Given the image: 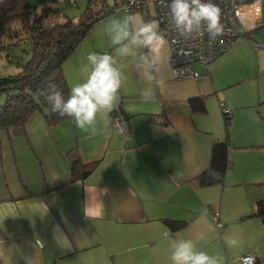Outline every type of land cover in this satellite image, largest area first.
I'll list each match as a JSON object with an SVG mask.
<instances>
[{
  "label": "crops",
  "instance_id": "obj_1",
  "mask_svg": "<svg viewBox=\"0 0 264 264\" xmlns=\"http://www.w3.org/2000/svg\"><path fill=\"white\" fill-rule=\"evenodd\" d=\"M261 10L263 23L246 21L247 36L205 70L196 65L197 79L173 78L166 38L153 53L159 86L133 59L118 58L125 79L107 124L49 126L36 112L0 130V264H172L180 239L219 264L246 253L264 264V0ZM124 15L115 9L93 24L65 61L70 90L91 71L89 52L113 53L105 25ZM130 15L156 22L152 6ZM146 86L155 93L147 101ZM114 108L126 138L113 128ZM71 153L91 171L68 181ZM165 219L185 223L172 230ZM57 225L69 248L54 238Z\"/></svg>",
  "mask_w": 264,
  "mask_h": 264
},
{
  "label": "clouds",
  "instance_id": "obj_2",
  "mask_svg": "<svg viewBox=\"0 0 264 264\" xmlns=\"http://www.w3.org/2000/svg\"><path fill=\"white\" fill-rule=\"evenodd\" d=\"M162 5L168 8L171 27L180 37H202L206 32L211 39H215L224 33L221 9L213 0H162ZM105 28L113 53L89 52L87 59L91 71L83 82L71 88L67 97L59 85L51 80L39 89L54 113L61 118L74 119L76 126L85 131L94 126L97 119L107 124V114L112 110L125 79L118 58L133 59L138 67L145 70L150 82L157 86L160 84L153 75L159 70L153 53L158 44L163 45L166 41L158 24L155 21L137 22L134 16L125 14L110 19ZM154 95L152 86L141 89V96L146 101L153 99ZM64 236L59 226H55L54 238L63 247L69 248L61 242ZM170 259L172 264H219L217 257L198 250L191 239L174 240Z\"/></svg>",
  "mask_w": 264,
  "mask_h": 264
},
{
  "label": "trees",
  "instance_id": "obj_3",
  "mask_svg": "<svg viewBox=\"0 0 264 264\" xmlns=\"http://www.w3.org/2000/svg\"><path fill=\"white\" fill-rule=\"evenodd\" d=\"M86 1V7L78 16H69L61 8V4H76L78 0L72 3H43L40 6H32L28 0L0 1V48L13 50L21 42H28L29 46L26 61L15 53H7L8 61L14 63L18 71L7 76L11 79L9 83L0 85V95L5 94L4 101L0 102V130L21 127L36 112L44 116L49 126L70 119L54 113L39 89L51 80L59 85L65 97L70 94L64 74L65 61L93 24L113 13L118 5L117 0ZM198 107L199 110L204 109L202 101L198 102ZM117 111L121 112L114 108L113 114ZM223 114L228 116V113ZM70 162L68 181L91 171V168H84L77 153H71ZM164 222L172 230L183 227L185 223L173 219H165Z\"/></svg>",
  "mask_w": 264,
  "mask_h": 264
},
{
  "label": "built area",
  "instance_id": "obj_4",
  "mask_svg": "<svg viewBox=\"0 0 264 264\" xmlns=\"http://www.w3.org/2000/svg\"><path fill=\"white\" fill-rule=\"evenodd\" d=\"M70 1L73 0H57ZM170 2V0H168ZM221 9L224 33L211 39L208 34L201 37L193 35L188 38L180 37L175 29L171 27V18L167 7L162 5V0H117L116 9L124 14H132L135 10L154 8L155 19L159 31L166 38L170 48L169 64L175 80L197 79L201 74L195 69L198 65L202 69L216 59V57L230 48L238 39L246 37L247 32L244 23L250 22L254 26L263 23L261 0H213ZM223 112L228 113V108L222 105ZM126 118L117 111L113 114V128L122 137L125 136ZM126 138V137H124ZM216 226L222 221L218 211L212 215ZM259 258L256 254L246 253L238 257L236 264H256Z\"/></svg>",
  "mask_w": 264,
  "mask_h": 264
},
{
  "label": "rangeland",
  "instance_id": "obj_5",
  "mask_svg": "<svg viewBox=\"0 0 264 264\" xmlns=\"http://www.w3.org/2000/svg\"><path fill=\"white\" fill-rule=\"evenodd\" d=\"M79 1V0H78ZM111 2V0H109ZM86 0H80L74 5H66L61 4V8H63L64 12L69 16H78L82 13L84 8L86 7ZM246 27V25H245ZM29 46L28 42H21L19 46H16L8 51L6 48H0V76L5 77L8 75H13L18 71V67L14 63H10L7 58V53L10 54L15 53L16 55L22 57V61H26L29 58ZM65 74V73H64ZM66 77V75H65ZM71 79V78H70ZM67 80V79H66ZM5 99V94L2 93L0 95V102L2 103Z\"/></svg>",
  "mask_w": 264,
  "mask_h": 264
},
{
  "label": "water",
  "instance_id": "obj_6",
  "mask_svg": "<svg viewBox=\"0 0 264 264\" xmlns=\"http://www.w3.org/2000/svg\"><path fill=\"white\" fill-rule=\"evenodd\" d=\"M10 81H11V79L8 78L7 76H5V77H1V76H0V85H1V84L9 83Z\"/></svg>",
  "mask_w": 264,
  "mask_h": 264
}]
</instances>
